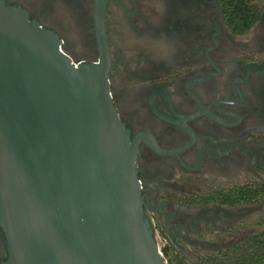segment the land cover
<instances>
[{
	"label": "flooded vegetation",
	"instance_id": "af4514ba",
	"mask_svg": "<svg viewBox=\"0 0 264 264\" xmlns=\"http://www.w3.org/2000/svg\"><path fill=\"white\" fill-rule=\"evenodd\" d=\"M2 1L55 33L74 63L107 51L144 215L165 244L227 236L264 201L227 204L233 189H264V0L244 33L223 0H104L100 44L97 0ZM7 257L0 226V264Z\"/></svg>",
	"mask_w": 264,
	"mask_h": 264
},
{
	"label": "water",
	"instance_id": "95a60500",
	"mask_svg": "<svg viewBox=\"0 0 264 264\" xmlns=\"http://www.w3.org/2000/svg\"><path fill=\"white\" fill-rule=\"evenodd\" d=\"M103 7L97 0L99 44ZM109 66L106 50L72 62L55 33L0 0L1 264H168L144 215Z\"/></svg>",
	"mask_w": 264,
	"mask_h": 264
},
{
	"label": "trees",
	"instance_id": "16d2710c",
	"mask_svg": "<svg viewBox=\"0 0 264 264\" xmlns=\"http://www.w3.org/2000/svg\"><path fill=\"white\" fill-rule=\"evenodd\" d=\"M227 7V23L239 33L246 32L257 20L260 9L254 0H223ZM264 196L263 191L233 189L228 205L249 203ZM168 264H197L187 261L169 244L161 247ZM202 264H264V229L247 233L204 256Z\"/></svg>",
	"mask_w": 264,
	"mask_h": 264
},
{
	"label": "rangeland",
	"instance_id": "374dc122",
	"mask_svg": "<svg viewBox=\"0 0 264 264\" xmlns=\"http://www.w3.org/2000/svg\"><path fill=\"white\" fill-rule=\"evenodd\" d=\"M264 229V201L256 202L250 207L247 214L239 219V222L233 224L230 233L213 239H203L201 243L179 242L180 244L170 243L169 245L187 261L191 263L202 264L204 256L214 252L225 245H228L233 240L247 233H253ZM158 247L165 244V239L155 236Z\"/></svg>",
	"mask_w": 264,
	"mask_h": 264
}]
</instances>
